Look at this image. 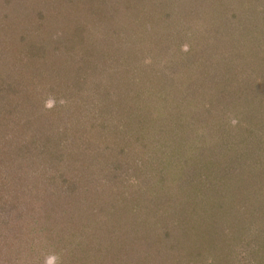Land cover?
I'll use <instances>...</instances> for the list:
<instances>
[{
  "label": "rangeland",
  "instance_id": "1",
  "mask_svg": "<svg viewBox=\"0 0 264 264\" xmlns=\"http://www.w3.org/2000/svg\"><path fill=\"white\" fill-rule=\"evenodd\" d=\"M0 182V264H264V0H0Z\"/></svg>",
  "mask_w": 264,
  "mask_h": 264
},
{
  "label": "trees",
  "instance_id": "2",
  "mask_svg": "<svg viewBox=\"0 0 264 264\" xmlns=\"http://www.w3.org/2000/svg\"><path fill=\"white\" fill-rule=\"evenodd\" d=\"M104 128H106V127H102V129L101 130H103ZM108 131V128L107 129H105L104 130V132L106 133ZM71 154H72V151H68V157H71ZM65 182H67V180H64L63 181V183H65ZM1 183V182H0ZM68 183V182H67ZM157 184H159V182L157 183ZM172 193H173V195L174 196H177V193H176V190H174L173 189V191H172ZM172 195V196H173ZM200 195V194H199ZM177 199H178V197H177ZM139 201V200H138ZM192 202H193V197H191V194L190 195H188V197L187 198H185L183 201H182V204H180L181 202L180 201H178V202H176L175 201V207L177 208L176 210V212H173L172 214H168V210H167V208L165 207V212H166V217H167V221H177L178 219H184V215H183V213H182V211L188 206V205H191L192 204ZM149 203V202H148ZM136 204H138V205H136ZM144 205L143 207H144V209L145 208H147V205H146V203H145V200L143 199V200H141V201H139V202H136V203H134V205L135 206H139V205ZM173 205V204H172ZM185 205H187L186 207H184ZM197 209V208H196ZM190 214L191 213H187V215L188 216H190ZM122 217V216H121ZM124 219H125V217H124ZM149 220V219H148ZM120 221H121V219L119 220V223H120ZM179 221V220H178ZM155 223H157V222H154V223H152V224H155ZM146 230H147V228H146ZM188 237L190 238V236L188 235ZM70 252H71V250H70ZM176 255V254H175ZM175 255L173 256V257H175ZM180 255H182V253H180Z\"/></svg>",
  "mask_w": 264,
  "mask_h": 264
},
{
  "label": "clouds",
  "instance_id": "3",
  "mask_svg": "<svg viewBox=\"0 0 264 264\" xmlns=\"http://www.w3.org/2000/svg\"><path fill=\"white\" fill-rule=\"evenodd\" d=\"M48 107H52V102L49 101L48 104H47ZM56 260H57V257L55 256H49L46 261H45V264H56Z\"/></svg>",
  "mask_w": 264,
  "mask_h": 264
}]
</instances>
